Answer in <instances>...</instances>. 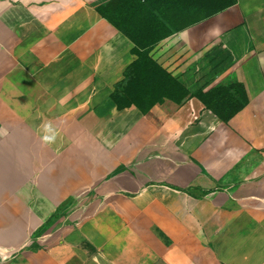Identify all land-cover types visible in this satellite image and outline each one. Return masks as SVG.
I'll return each instance as SVG.
<instances>
[{"label":"crops","instance_id":"1","mask_svg":"<svg viewBox=\"0 0 264 264\" xmlns=\"http://www.w3.org/2000/svg\"><path fill=\"white\" fill-rule=\"evenodd\" d=\"M227 1L0 0V264H264V0ZM142 54L180 92L118 107Z\"/></svg>","mask_w":264,"mask_h":264},{"label":"rangeland","instance_id":"2","mask_svg":"<svg viewBox=\"0 0 264 264\" xmlns=\"http://www.w3.org/2000/svg\"><path fill=\"white\" fill-rule=\"evenodd\" d=\"M204 4H206V0H203L202 16L212 11V8H207ZM141 65L142 67L138 71L133 72V75L135 74L133 81L129 83V85L132 84L131 86H134V88L130 87L126 94H121V98H123L124 102H130L132 95L136 96V90L138 91L137 96L139 101L140 99L143 101L142 104H152L154 100L161 101L164 98H169V92L172 87L171 83L163 77L161 72L155 70L152 66L149 67L145 57L142 58Z\"/></svg>","mask_w":264,"mask_h":264},{"label":"trees","instance_id":"3","mask_svg":"<svg viewBox=\"0 0 264 264\" xmlns=\"http://www.w3.org/2000/svg\"><path fill=\"white\" fill-rule=\"evenodd\" d=\"M231 1L232 0H228L227 1V3H231ZM226 3V2H225ZM226 3V4H227ZM112 6H113V4H112ZM222 8V6H219V8L218 9H221ZM111 8L109 9V7L107 8V10H106V12H104V11H102V14L104 15V16H106V17H108L111 21H112V23L114 24V25H116V26H119V22H120V19H118L120 16H118V18H116L115 19V14L113 13V11L111 12ZM108 15V16H107ZM117 23H118V25H117ZM143 57H145L146 58V60L148 61V65H149V67L150 66H152L155 70H157V71H159V72H161V74L163 75V77L165 78V79H167L170 83H171V85H172V87H171V90H172V92H175L176 90L177 91H179L180 92V89H179V87H178V85H177V83L171 78V77H169L167 74H165L164 72H162L161 70H160V68L156 65V64H154L152 61H150L147 57H146V55H144V54H142V55H140L139 56V61H138V65L137 66H134V69L132 68V69H130L129 70V72H128V82L129 83H131L132 81H133V77H134V75H133V72H136V71H138L141 67H142V65H141V61H142V58ZM133 76V77H132ZM131 77H132V79H131ZM132 80V81H131ZM131 85V84H130ZM130 85H128V86H126L127 88H126V90L125 89H123L122 91L125 93V91L127 92L128 91V89H130ZM232 89H233V91L236 93H240V95L241 96H243L242 95V89H241V87L239 86V85H234L233 87H232ZM226 90L225 89H220L219 91H218V93H222V92H225ZM181 94H182V97L184 96L183 95V93H182V91H181ZM171 97V96H170ZM181 97V98H182ZM217 97V96H216ZM214 98H215V96H214ZM244 98V97H243ZM122 99L123 98H121V94H120V92H115L113 95H112V100L116 103V105L118 106V107H121V106H125V105H128L129 104V102H124V100L122 101ZM221 99H227V101L225 102V103H223L222 101L221 102H219V103H213V104H210V103H208L207 101L205 102V105L207 106V107H210V109L212 110V112L215 114V115H218V116H220V120L221 121H223V122H227L229 119H230V115H233L234 113H236V111H238V109H240V107L242 106V104L241 105H238L237 106V104L235 103V104H231L230 102H231V100H233L234 98H232L231 97V95H229L228 97H225V98H221ZM122 101V102H121ZM245 101V100H244ZM141 105V104H140ZM233 105V107L232 108H230L231 106ZM237 106V107H236ZM221 115H227V117H224V116H221Z\"/></svg>","mask_w":264,"mask_h":264},{"label":"clouds","instance_id":"4","mask_svg":"<svg viewBox=\"0 0 264 264\" xmlns=\"http://www.w3.org/2000/svg\"><path fill=\"white\" fill-rule=\"evenodd\" d=\"M46 139H47V137H46Z\"/></svg>","mask_w":264,"mask_h":264}]
</instances>
